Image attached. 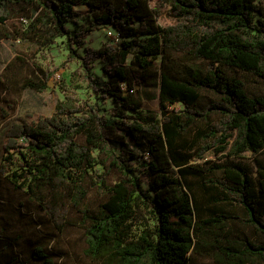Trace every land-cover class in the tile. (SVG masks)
<instances>
[{"label": "trees", "instance_id": "16d2710c", "mask_svg": "<svg viewBox=\"0 0 264 264\" xmlns=\"http://www.w3.org/2000/svg\"><path fill=\"white\" fill-rule=\"evenodd\" d=\"M152 1L0 0V41L22 37L44 49L64 39L94 98L66 93L52 115L11 124L0 171L59 231L86 226L89 252L103 264H190L194 253L264 264V160L256 158V175L207 160L264 149V93L248 87L250 77L264 85V6L165 0L174 22L161 26ZM80 7L93 20L72 30ZM15 18L22 29L13 34ZM100 26L119 41L87 45ZM138 85L159 88L160 114L144 111ZM107 99L109 108L99 102ZM95 187L103 199L93 212L85 203ZM143 212L153 229L135 233ZM22 238L0 227V264H25ZM27 251L36 264H58L45 238L28 240Z\"/></svg>", "mask_w": 264, "mask_h": 264}, {"label": "rangeland", "instance_id": "374dc122", "mask_svg": "<svg viewBox=\"0 0 264 264\" xmlns=\"http://www.w3.org/2000/svg\"><path fill=\"white\" fill-rule=\"evenodd\" d=\"M264 6V0H256ZM153 8L161 11L159 24L167 26L174 20L170 14V7L165 0H153ZM81 16L76 23H70V28L83 29L90 26L93 17L86 7H80ZM7 29L16 34V30L22 29L20 19H12ZM108 26L96 28L87 38V45L93 48L101 47L105 42H110ZM159 63V62H158ZM60 67V69H57ZM103 63L95 61V72L102 74ZM76 61H68V50L65 48L64 39L60 38L49 48H41L24 38H4L0 41V164L3 161V153L6 129L13 123H33L40 116H50L56 109L57 102L65 98L66 93L77 95L79 98L94 99L86 83L82 80ZM25 78L45 80L46 88L37 90L24 86ZM250 90L264 93V85L255 77L248 81ZM68 89L70 91L65 90ZM143 97L144 111L161 113L160 90L150 85L137 86ZM107 108L112 106L110 99L99 101ZM5 154V153H4ZM147 154L144 156L147 158ZM256 158L264 160V149L255 154L247 152L240 157H234L228 153L218 156L211 155L207 160L213 164L236 162L244 165L251 174L256 175ZM199 162V161H198ZM17 167V166H15ZM103 171L101 166L89 171V182L92 180L94 170ZM1 170V168H0ZM91 176V177H90ZM96 178L94 177L93 180ZM102 194L93 188L85 203V208L97 211L102 201ZM4 202V203H1ZM235 213H241L239 208L230 209ZM14 211V214L11 212ZM134 232L139 233L145 228L153 229L154 221L143 212L134 221ZM0 227H5L8 233L21 234L22 244L19 250L23 253L24 263L36 264V260L27 251L28 240L38 241L45 238V245L56 253L58 264H103L101 260L89 252L86 226L67 225L64 231H59L48 215L40 208L39 204L21 189L14 186L11 179L0 171ZM224 257V256H223ZM190 264H227L215 255L204 256L198 253L191 254Z\"/></svg>", "mask_w": 264, "mask_h": 264}, {"label": "built area", "instance_id": "2783aa9c", "mask_svg": "<svg viewBox=\"0 0 264 264\" xmlns=\"http://www.w3.org/2000/svg\"><path fill=\"white\" fill-rule=\"evenodd\" d=\"M108 35H109V38L113 41V42H117V41H119V35L115 32V31H113L112 29L110 30H108Z\"/></svg>", "mask_w": 264, "mask_h": 264}]
</instances>
